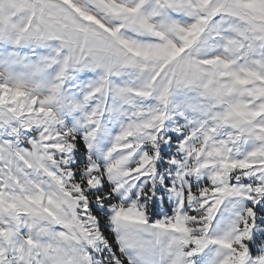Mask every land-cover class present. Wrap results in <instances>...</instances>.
<instances>
[{"label":"snow or ice","instance_id":"snow-or-ice-1","mask_svg":"<svg viewBox=\"0 0 264 264\" xmlns=\"http://www.w3.org/2000/svg\"><path fill=\"white\" fill-rule=\"evenodd\" d=\"M0 264H264V0H0Z\"/></svg>","mask_w":264,"mask_h":264}]
</instances>
